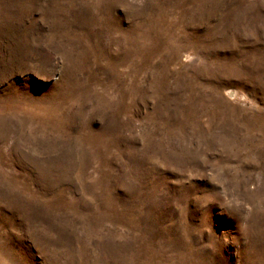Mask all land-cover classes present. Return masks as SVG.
<instances>
[{
  "label": "rangeland",
  "instance_id": "1",
  "mask_svg": "<svg viewBox=\"0 0 264 264\" xmlns=\"http://www.w3.org/2000/svg\"><path fill=\"white\" fill-rule=\"evenodd\" d=\"M0 264H264V0H0Z\"/></svg>",
  "mask_w": 264,
  "mask_h": 264
}]
</instances>
